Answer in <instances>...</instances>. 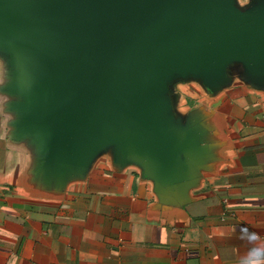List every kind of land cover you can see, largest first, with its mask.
Listing matches in <instances>:
<instances>
[{"label": "water", "instance_id": "1", "mask_svg": "<svg viewBox=\"0 0 264 264\" xmlns=\"http://www.w3.org/2000/svg\"><path fill=\"white\" fill-rule=\"evenodd\" d=\"M0 54L15 135L38 143L45 180L112 149L167 187L188 153L168 85L216 89L232 64L264 81V0H0Z\"/></svg>", "mask_w": 264, "mask_h": 264}, {"label": "crops", "instance_id": "2", "mask_svg": "<svg viewBox=\"0 0 264 264\" xmlns=\"http://www.w3.org/2000/svg\"><path fill=\"white\" fill-rule=\"evenodd\" d=\"M12 80L0 54V264H238L245 228L264 241V81L240 64L216 89L168 85L188 153L167 187L112 149L45 180L38 143L15 135Z\"/></svg>", "mask_w": 264, "mask_h": 264}, {"label": "clouds", "instance_id": "3", "mask_svg": "<svg viewBox=\"0 0 264 264\" xmlns=\"http://www.w3.org/2000/svg\"><path fill=\"white\" fill-rule=\"evenodd\" d=\"M240 238L250 245L247 252L240 257L238 264H264V241L256 232L243 230Z\"/></svg>", "mask_w": 264, "mask_h": 264}, {"label": "rangeland", "instance_id": "4", "mask_svg": "<svg viewBox=\"0 0 264 264\" xmlns=\"http://www.w3.org/2000/svg\"><path fill=\"white\" fill-rule=\"evenodd\" d=\"M253 0H237L238 5L240 7H245L247 5H249Z\"/></svg>", "mask_w": 264, "mask_h": 264}]
</instances>
